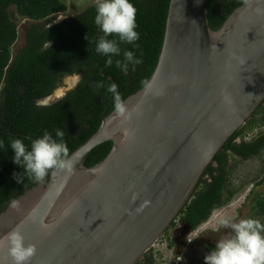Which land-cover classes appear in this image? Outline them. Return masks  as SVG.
I'll return each mask as SVG.
<instances>
[{"label":"water","instance_id":"water-1","mask_svg":"<svg viewBox=\"0 0 264 264\" xmlns=\"http://www.w3.org/2000/svg\"><path fill=\"white\" fill-rule=\"evenodd\" d=\"M206 15L205 0H169L152 88L125 99L132 119L114 110L104 115L70 154L71 176L50 173L17 198L19 210L0 213V239L20 227L36 246L29 264L140 262L213 157L262 103L264 0H247L215 31ZM54 92L39 104L61 97ZM106 141L112 145L104 159L84 166ZM0 264H13L7 242Z\"/></svg>","mask_w":264,"mask_h":264},{"label":"trees","instance_id":"trees-1","mask_svg":"<svg viewBox=\"0 0 264 264\" xmlns=\"http://www.w3.org/2000/svg\"><path fill=\"white\" fill-rule=\"evenodd\" d=\"M246 1L205 0L209 27L218 30ZM132 2L137 8L139 48L133 49L132 45L124 43L120 47L122 52L135 50L143 63L135 70L130 66L128 74L124 75L115 64L117 59H123L122 54L113 57V64L106 66V57L95 52V41L103 34L94 23L95 3L57 24L48 25L56 15L67 11L62 0H0V139L5 141V149L0 150V213L6 209L10 199L20 197L38 184L26 177L21 183L13 178L14 172L20 174L23 169L12 162L14 152L8 146L11 137H23L25 143L30 144L44 130L54 133L60 128L65 131L64 139L71 154L96 132L103 116L114 110L112 94L106 91L110 83L118 85V91L125 100L143 88L142 82L150 78L163 41L169 0ZM21 20H26L29 25L24 31L22 46L13 54L11 48L17 40V24ZM47 42L50 47L45 49ZM71 72L82 77L76 89L51 105L39 104V100L49 96L63 76ZM101 81L105 87L97 88L96 83ZM262 122L264 100L213 157L176 220L193 230L208 220L214 208L232 198L234 193L230 189L229 170L226 168L227 154L242 159L257 156L264 148V134L250 141H244L243 135ZM111 145L106 141L95 146L86 156L84 166L92 167L99 163ZM49 176L43 182H47ZM251 208L264 217V194L254 197ZM175 226L173 220L164 233L169 237V231ZM167 245L172 248L173 240L169 238ZM211 249H207L208 252ZM137 264H154V256L149 253Z\"/></svg>","mask_w":264,"mask_h":264},{"label":"clouds","instance_id":"clouds-1","mask_svg":"<svg viewBox=\"0 0 264 264\" xmlns=\"http://www.w3.org/2000/svg\"><path fill=\"white\" fill-rule=\"evenodd\" d=\"M94 6L96 11L94 23L103 33L95 41V52L106 57V66L113 64V57H120L122 54L123 59H117L115 64L124 75H127L130 66L135 70L136 66L143 63L142 58L137 56L136 51L133 50L139 48L137 41L140 39L136 22L137 8L132 0H95ZM109 37L114 38L110 39ZM122 43L132 45L133 49H125L122 52L120 47ZM48 47H50L49 42L45 44L44 48ZM81 80L82 77L77 72L66 73L63 76V83L58 86L60 90L55 94L63 97L68 92L74 91ZM142 83L145 94H147L152 88V83L149 81ZM96 87L104 88L105 86L101 81L96 83ZM106 91L112 94L114 115L124 121L131 120L134 110L130 109L122 98L118 91V85L112 82L107 86ZM125 135H130V132L125 130ZM64 137L65 131L60 128L55 129L54 133L44 130L42 135L31 140L30 144H26L23 137H11L8 146L14 152L11 158L12 162L23 169L20 174L13 173L16 182L21 183L26 177L28 180L40 183L50 173L57 175L63 172L66 177L71 176L76 162L70 156ZM3 149H5V141L0 139V150ZM8 207L19 210L20 200L10 199ZM204 223L193 230H183L184 236L181 239L189 244L199 234L197 230ZM182 224L178 220L175 227L181 228L182 231L184 228ZM220 229H229L230 231L224 238L217 241L214 248L204 257L205 264H264V223L261 220L252 217L233 219L223 216L218 220L217 230ZM5 242L8 244V253L13 264H29L36 253V246L26 243L20 227L14 228L0 239V245ZM173 255H177L176 260L179 258L177 263L183 260L181 254Z\"/></svg>","mask_w":264,"mask_h":264},{"label":"rangeland","instance_id":"rangeland-1","mask_svg":"<svg viewBox=\"0 0 264 264\" xmlns=\"http://www.w3.org/2000/svg\"><path fill=\"white\" fill-rule=\"evenodd\" d=\"M62 1L66 4L67 11L65 12V14L56 15L51 22L53 24L61 22L69 16H72L81 11L88 5L95 3V0ZM10 10L12 11L13 9ZM28 25L29 23H27L26 20H21L18 22V37L14 46L11 48L13 54L19 47L22 46L24 31L28 27ZM60 83L62 84L63 81H60L57 87L54 89L56 92L59 89L58 86L60 85ZM263 134L264 122L259 123V125L255 126L252 130L244 133L243 140L250 141L253 138ZM226 159V168L227 170H229V185L230 189L234 193L232 198H230V200H228L226 203L212 210L208 220L200 227V229L197 230V233L201 232L203 234L200 238L195 239V237L192 240V242H195L193 246H190L189 252H187L186 254V259L181 260V262L177 263V255H173L179 254L178 249L180 246V241L177 245L173 246L174 248H171V246H168L167 244L169 242V238L172 239V231H169V237L166 233H163L160 239L155 243L154 247H152L150 251L147 252L152 253V255L154 256V264H205L203 258L207 255L208 250L205 248L200 249V245L203 243H207L208 241L216 243L220 239L224 238L230 231L229 229H222L221 233L220 231H217L220 234H217V232H215V229L218 227V220L223 216H228L233 219L252 217L257 218L261 220L262 223H264V217L254 213L251 208V203L254 197L257 194H264V148L257 156L248 159L231 156L230 154H227ZM175 223H178V220H176ZM173 243L175 244V240L173 241ZM174 249L176 252H174ZM199 252H202V254L205 256L201 257L199 259L200 261L198 262V260H196V256Z\"/></svg>","mask_w":264,"mask_h":264},{"label":"flooded vegetation","instance_id":"flooded-vegetation-1","mask_svg":"<svg viewBox=\"0 0 264 264\" xmlns=\"http://www.w3.org/2000/svg\"><path fill=\"white\" fill-rule=\"evenodd\" d=\"M54 19V18H53ZM52 19V20H53ZM52 20H50V21H48V25H54L53 23H51L52 22ZM58 23V22H57ZM57 23H55V24H57ZM23 42H24V39H23ZM54 91V90H53ZM53 93V92H52ZM51 93V94H52ZM50 94V95H51ZM49 95V96H50ZM56 100V99H55ZM182 226H184V228L182 229V231H181V228H178V227H174V229L172 230V237H173V239L175 240V245H177L178 243H179V241H180V246H179V249H178V252H179V254H181L182 255V258H183V260L184 259H186V254H187V252H189V248H190V246H193V244H194V242H190L189 244H186L184 241H183V239H181L184 235H183V233H184V231L185 230H188V229H190L187 225H185V224H182ZM218 227L215 229V232H217L218 230ZM184 230V231H183ZM220 231V233H221V231H222V229H220L219 230ZM218 231V232H219ZM217 232V234H220V233H218ZM203 233H199V234H197L196 235V238L195 239H198V238H200L201 237V235H202ZM174 245V246H175ZM215 246V242H210V241H208L207 243H203V244H201L200 245V249H203V248H205V249H211V248H213ZM176 249V248H175ZM175 249H174V252H176L175 251ZM148 254L149 253H146L145 255H144V257H145V259L148 257ZM205 255H203L202 254V252H199L198 254H197V259L196 260H198V261H200L199 259L201 258V257H204ZM144 257L141 259V261L142 260H144Z\"/></svg>","mask_w":264,"mask_h":264},{"label":"built area","instance_id":"built-area-1","mask_svg":"<svg viewBox=\"0 0 264 264\" xmlns=\"http://www.w3.org/2000/svg\"><path fill=\"white\" fill-rule=\"evenodd\" d=\"M155 245V244H154ZM154 245H153V247H154ZM179 260V258H177V261Z\"/></svg>","mask_w":264,"mask_h":264},{"label":"bare ground","instance_id":"bare-ground-1","mask_svg":"<svg viewBox=\"0 0 264 264\" xmlns=\"http://www.w3.org/2000/svg\"><path fill=\"white\" fill-rule=\"evenodd\" d=\"M59 91V90H58Z\"/></svg>","mask_w":264,"mask_h":264}]
</instances>
